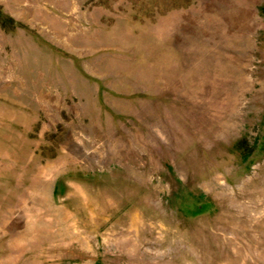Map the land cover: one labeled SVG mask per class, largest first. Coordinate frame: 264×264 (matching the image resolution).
I'll return each mask as SVG.
<instances>
[{
  "label": "rangeland",
  "instance_id": "rangeland-1",
  "mask_svg": "<svg viewBox=\"0 0 264 264\" xmlns=\"http://www.w3.org/2000/svg\"><path fill=\"white\" fill-rule=\"evenodd\" d=\"M0 264H264V0H0Z\"/></svg>",
  "mask_w": 264,
  "mask_h": 264
}]
</instances>
